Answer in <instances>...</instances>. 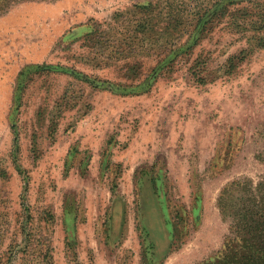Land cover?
<instances>
[{"label": "rangeland", "instance_id": "374dc122", "mask_svg": "<svg viewBox=\"0 0 264 264\" xmlns=\"http://www.w3.org/2000/svg\"><path fill=\"white\" fill-rule=\"evenodd\" d=\"M151 1L17 0L0 14V264L223 250L221 190L264 175V46L249 41L264 43V0L174 62L172 0Z\"/></svg>", "mask_w": 264, "mask_h": 264}, {"label": "trees", "instance_id": "16d2710c", "mask_svg": "<svg viewBox=\"0 0 264 264\" xmlns=\"http://www.w3.org/2000/svg\"><path fill=\"white\" fill-rule=\"evenodd\" d=\"M16 1L0 0V14L8 11ZM244 2L248 4L232 8L233 5ZM254 2L255 0H172V18L169 24L172 26V44L170 48L163 47V51L172 55L174 62L179 56L178 51L186 54L192 52L207 34L229 16L232 18L228 24L240 28L234 18L251 15ZM152 3L149 0L143 7L149 8ZM261 13L255 14L256 17L260 18ZM249 41L264 46L262 38L252 36ZM246 57L247 55L240 56L238 59L242 61ZM199 79L203 77L199 76ZM256 158L264 164V143ZM218 207L223 219L229 222L230 233L219 255L197 264H264V175L258 178L243 176L227 183L219 194Z\"/></svg>", "mask_w": 264, "mask_h": 264}]
</instances>
